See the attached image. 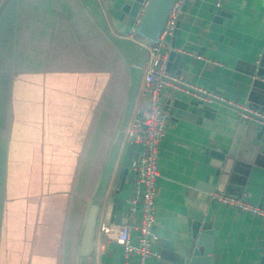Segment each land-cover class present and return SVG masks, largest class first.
Listing matches in <instances>:
<instances>
[{"label": "crops", "instance_id": "0c3cea01", "mask_svg": "<svg viewBox=\"0 0 264 264\" xmlns=\"http://www.w3.org/2000/svg\"><path fill=\"white\" fill-rule=\"evenodd\" d=\"M125 1L13 3L15 15L21 14V6L29 17L25 15L23 25H12L13 40L15 35L25 37L13 52L24 66L8 68L13 79L9 117L6 124L0 120V264H67L81 223L74 217L73 190L84 188L90 162L98 158L93 185L102 166L103 172L93 199L99 214L90 264H135L133 257L123 259L113 240L118 226L110 223L114 199L122 200L119 225L128 223L127 202L135 180L129 168L118 188L130 146L126 133L148 103L142 89L149 53L144 40L134 35L136 19L120 11ZM78 9L116 53L121 64L111 63L112 70L97 73L89 64L80 69L79 55L63 52L66 45L79 46L82 28L75 25V36L62 46L61 23L64 16L78 20ZM82 30L89 37L87 47H94L90 29ZM166 42L168 73L191 91L165 88L157 95L167 121L155 161L152 232L157 242L152 248L157 258L146 264L174 263L185 256L192 242L188 225L196 220L209 237L210 264H260L264 217L217 203L210 195L264 210V156L224 162L214 177L207 152L240 141L247 127L237 107L264 114V76L257 75L264 71V0H186ZM97 83L104 86L99 93ZM194 92L213 99L199 101ZM139 151L134 145L132 152ZM47 161L59 163L50 167ZM132 216L140 217L138 200Z\"/></svg>", "mask_w": 264, "mask_h": 264}, {"label": "built area", "instance_id": "2783aa9c", "mask_svg": "<svg viewBox=\"0 0 264 264\" xmlns=\"http://www.w3.org/2000/svg\"><path fill=\"white\" fill-rule=\"evenodd\" d=\"M185 1L173 0L156 41H144L149 53V65L142 89V93L148 99L147 109L144 113L135 117L126 133V141L128 143L132 141L134 145L140 146V151L136 153L135 158L130 159L128 166L135 176L132 195L127 202L128 223L117 227L113 240L121 247L123 259L127 261L133 257L135 264H146L148 259L157 258V254L152 248L157 242V236L152 232L154 225L153 198L155 180L158 176L155 161L158 143L164 135L167 121V117L160 110L157 95L160 90L165 88L170 92H183L186 94H190L191 91L190 87L179 77L168 73L166 62L169 52L166 40L175 31L181 7ZM146 2L147 0H143L139 8L140 11L144 8ZM193 97L204 102L213 99L201 92H194ZM237 112L242 122H249L264 130L263 113L249 107H237ZM210 196L212 200L222 205L234 207L252 216L264 217V210L259 207L237 203L232 198L217 193H211ZM136 200L140 203V217L138 220L132 216ZM131 232H135L136 235L131 237Z\"/></svg>", "mask_w": 264, "mask_h": 264}, {"label": "water", "instance_id": "95a60500", "mask_svg": "<svg viewBox=\"0 0 264 264\" xmlns=\"http://www.w3.org/2000/svg\"><path fill=\"white\" fill-rule=\"evenodd\" d=\"M142 2L143 0H126L122 5L120 11L123 14L128 15V17L130 18L136 19V23L133 29L134 35L136 37L147 42H155L173 0H147L144 8L140 11L139 8ZM84 14L87 19L91 23H93L85 10ZM171 55L172 53L170 54V56ZM118 56L120 57L121 61L124 62L122 56L120 54H118ZM177 61H179L178 55L175 56V64L177 63ZM257 75L264 76V71L259 69L257 71ZM243 123V125H245L247 128L240 135V141L229 144L226 148L221 149L220 151L207 152L208 156L210 157L209 164L215 169V172L213 174L214 177L217 176L224 162L225 164H228L233 159L242 160L245 158H249L251 157V154L264 156V130L262 128H257L251 123ZM133 147L134 144L131 141L124 162L122 175L120 177L118 187L119 190H121L122 183L128 171L129 161L131 158H135L136 156V153L132 152ZM102 167L98 173V176L96 177L94 185L84 205L79 234L73 252L72 264H78L80 258H87L92 255V245L95 234L96 221L99 214V207L93 203V199L102 176ZM206 190L208 192L212 191V187L208 186L206 187ZM121 209L122 200L114 199L110 218V223L114 226H119L120 224ZM188 226L190 240L192 242L190 247L187 249L186 255L179 257V260L174 263L159 261L157 264H210L211 250L209 245V237H207V235L200 231L198 220L189 222ZM260 264H264L263 257Z\"/></svg>", "mask_w": 264, "mask_h": 264}, {"label": "trees", "instance_id": "16d2710c", "mask_svg": "<svg viewBox=\"0 0 264 264\" xmlns=\"http://www.w3.org/2000/svg\"><path fill=\"white\" fill-rule=\"evenodd\" d=\"M13 3L15 4V0H1V2H0V120L5 121L4 124L7 123V120L9 117V113H8L7 108H8V103L10 100V90L12 88L11 86H12V80H13V79H10V74L12 72H9V69H8L11 66L9 65V67H8L6 65L5 60L7 58L4 55L8 54L9 49H10V52H13L14 50H12V49H15V46H17V42L19 40L25 39V37L20 38L18 35H15L16 38L13 40V38H11V36L9 35L8 31L5 34V31H6L5 21L7 19L6 18L7 17L6 12H8L9 8L15 7V5H13ZM18 8L24 9L21 6H19ZM20 13H21L20 15H15L18 19V20H16L18 23V26L23 25L25 15L28 16L27 11H25V10L20 11ZM22 14H24V15H22ZM5 15H6V17H5ZM93 18L95 19L97 25L99 27H102V25L99 22V19L97 17H94V16H93ZM61 23L64 24V35H65L64 36L62 34V39H63L62 46L64 45V43L67 44V42H66L67 40H69L75 36L72 33L75 30V27H74L75 25L78 24L79 28H82V29H86L87 27L90 29V35L92 36L91 38L94 39V44H95L94 47H92V46L87 47L86 41L89 38L88 34L83 33V30L80 29L79 46H74L72 48H68L66 45V47L63 48V52L71 53L69 50H72L76 53V56L79 55V57L81 59L80 69H82L84 66H87L89 64L90 68H92V67L95 68V72L102 73V72H105V70L106 71L112 70L113 65H111V63L121 64L116 53L103 40V38L100 36L99 32L92 28V26L87 22V20L84 18V16L82 15V13L79 9H78V20H77V18L72 20V18L70 16H68V17L64 16L63 18H61ZM25 33H24V35H25ZM45 34H47V33L45 32ZM30 35H32V34H28V36H30ZM91 38H90V40H92ZM38 42H39V40H38ZM14 61H15V64H18V61H16V60H14ZM23 66L24 65H22V67L16 66L15 70H17L18 68L22 69ZM103 87L104 86L102 84L98 86V83H97L96 93H99ZM96 96H97L96 97L97 98L96 103H97L100 95L98 96V94H96ZM6 101H7V107H4V105L6 104ZM100 161H101V158H98V159L92 160L90 162V169H89L90 170V177H89V181L85 184L84 188H82L78 193H77V189L73 190L74 202L77 201V202H75L76 206H75L74 217L77 218L78 223L81 220L84 205H85L86 199L90 193L91 187L93 185L94 175H95V172L97 170V167L99 166ZM65 163H67V161H65ZM80 163H82V160L80 161ZM83 168L85 169L86 172L89 171L88 166L83 167ZM91 169H93V171H91ZM1 210H2V205L0 207V212H1ZM73 228L75 230V226ZM66 257H67L66 263L72 264V257H73L72 245H71L70 249L68 250ZM90 261H91V259L88 257L87 258H80L78 261V264H90Z\"/></svg>", "mask_w": 264, "mask_h": 264}, {"label": "rangeland", "instance_id": "374dc122", "mask_svg": "<svg viewBox=\"0 0 264 264\" xmlns=\"http://www.w3.org/2000/svg\"><path fill=\"white\" fill-rule=\"evenodd\" d=\"M15 7L13 8H9L8 9V12H6V15L8 13H10V15H8L6 18V21H5V24L8 25L9 28H6V31H5V34L6 32L8 31L9 34H11V38H13V27L12 26L13 24H15L18 20L17 17L15 16V10H14ZM21 11H23V9H20ZM10 11V12H9ZM15 22V23H14ZM14 50V49H12ZM14 52V51H13ZM13 52H10V49L8 50V54L7 55H4L7 59L5 60V63L6 65L9 67V65L11 67H22V64H21V61H18V64H15V61H14V58H13ZM9 62V63H8ZM8 63V64H7ZM10 72V71H9ZM48 163V166L50 167H55L59 162L58 161H47ZM69 176V175H68Z\"/></svg>", "mask_w": 264, "mask_h": 264}]
</instances>
